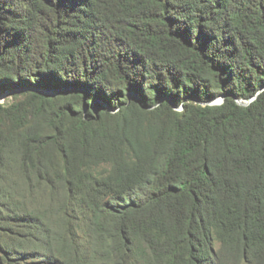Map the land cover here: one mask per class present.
I'll list each match as a JSON object with an SVG mask.
<instances>
[{"label": "trees", "instance_id": "16d2710c", "mask_svg": "<svg viewBox=\"0 0 264 264\" xmlns=\"http://www.w3.org/2000/svg\"><path fill=\"white\" fill-rule=\"evenodd\" d=\"M10 91L0 264H264V0H0Z\"/></svg>", "mask_w": 264, "mask_h": 264}, {"label": "rangeland", "instance_id": "374dc122", "mask_svg": "<svg viewBox=\"0 0 264 264\" xmlns=\"http://www.w3.org/2000/svg\"><path fill=\"white\" fill-rule=\"evenodd\" d=\"M17 93H19V91H10V92H7V93L3 94L2 96H0V104H6L8 102H11L12 101V96L17 94ZM48 95L52 96L53 94L51 92Z\"/></svg>", "mask_w": 264, "mask_h": 264}, {"label": "water", "instance_id": "95a60500", "mask_svg": "<svg viewBox=\"0 0 264 264\" xmlns=\"http://www.w3.org/2000/svg\"><path fill=\"white\" fill-rule=\"evenodd\" d=\"M58 91H56V92H52V94L54 95V94H56ZM47 94H49V93H47ZM223 97H220V98H218V99H216V100H214V101H212V102H210V103H208L209 105H218V104H221L222 102H223ZM255 98H252L250 101H248V102H246V103H242V102H239V101H237V103L239 104V105H241V106H247L250 102H252L253 100H254Z\"/></svg>", "mask_w": 264, "mask_h": 264}]
</instances>
